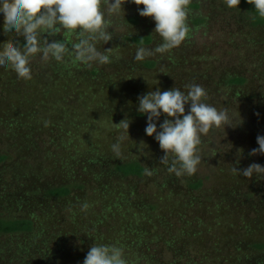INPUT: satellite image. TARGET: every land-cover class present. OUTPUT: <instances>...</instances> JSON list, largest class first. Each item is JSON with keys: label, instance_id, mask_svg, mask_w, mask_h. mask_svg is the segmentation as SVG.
I'll return each instance as SVG.
<instances>
[{"label": "rangeland", "instance_id": "374dc122", "mask_svg": "<svg viewBox=\"0 0 264 264\" xmlns=\"http://www.w3.org/2000/svg\"><path fill=\"white\" fill-rule=\"evenodd\" d=\"M123 7L125 19L112 17L113 39L97 44L113 49L108 64H73L67 55L45 62L38 54L31 80L0 68V216L35 224L32 234L0 236V264H83L92 244L123 248L128 264H264V248L255 247L264 246V180L232 171L264 166V155H249L264 136V26L225 0H192L189 37L138 61L141 46L129 37H151L143 47L152 50L162 38L131 0ZM9 38L23 48V36L4 33L0 13V43ZM237 77L246 83L228 84ZM190 84L205 89L206 103L226 109L233 127L239 114L243 123L202 136L197 172L176 177L145 133L138 97L157 88L186 92ZM125 118L130 139L124 134L118 158L111 146L121 132L111 120ZM126 162L141 163L145 176L117 174L114 166ZM64 185L72 187L69 197L47 195Z\"/></svg>", "mask_w": 264, "mask_h": 264}, {"label": "clouds", "instance_id": "9594fccd", "mask_svg": "<svg viewBox=\"0 0 264 264\" xmlns=\"http://www.w3.org/2000/svg\"><path fill=\"white\" fill-rule=\"evenodd\" d=\"M127 2L128 0H0L4 33H14L24 38L23 48L18 47L20 42L13 38L0 43V68L11 69L18 78L31 80V61L38 54L45 62L50 59L64 62L67 55L71 57V63H82L89 67L93 62L110 63L113 49L105 48V52H101L97 44H107L113 39L112 32L109 31L114 27L112 17L121 16L125 19L123 5ZM131 2L138 6L141 17H149L155 21L153 33L162 38V43L154 50L138 47L134 57L136 60H144L157 53H167L179 47L189 37L191 28L188 16L192 0ZM240 2L241 0H225L228 8H239ZM247 3L254 7L260 18H264V0H247ZM45 34L48 37L60 35L63 39L49 42ZM158 83L156 80L155 84ZM185 88L186 92L176 87L165 91L157 88L138 97L137 112L147 116L145 133L149 137L154 136L164 153L160 163L169 165L167 171L174 173L176 177L192 176L197 172V166L201 163L198 146L202 143V136L215 128L233 127L226 109L218 110L205 102L207 93L202 86L190 84L185 85ZM186 105L190 106L187 113ZM162 114L166 119L159 124L158 129L156 122ZM242 123L239 114V122L235 127ZM129 127L130 121L127 118L118 124L111 120V130L121 132L120 140L111 146L118 158L124 134L130 139ZM256 141L259 147L252 149L250 156L264 155V136L258 135ZM139 146L147 147L143 141ZM232 171L248 180L254 176L257 180H264V166L258 163H252L242 171L234 166ZM151 174L148 172V175ZM87 208V204L82 206V210ZM83 264H128V260L124 249L119 246L92 244Z\"/></svg>", "mask_w": 264, "mask_h": 264}, {"label": "trees", "instance_id": "16d2710c", "mask_svg": "<svg viewBox=\"0 0 264 264\" xmlns=\"http://www.w3.org/2000/svg\"><path fill=\"white\" fill-rule=\"evenodd\" d=\"M243 8L247 15L251 18L252 25L254 27L264 26V18H260L254 7L247 3V0H241L240 5ZM134 22V20H132ZM129 42L138 46H147L152 42L151 37H129L127 39ZM146 67L154 68L155 64L153 62H147ZM246 83V80L241 77L231 78L228 81L229 85L242 86ZM5 158L0 157V161H3ZM114 171L125 177V178H143L146 174L145 167L139 162H126L119 163L114 166ZM201 184H193L192 188L199 189ZM47 195L52 198L63 199L67 198L72 194V187L68 185L54 187L48 190ZM35 231L34 221L31 219H10L0 216V236H13V235H24L32 234ZM257 249L262 250L263 245L255 246Z\"/></svg>", "mask_w": 264, "mask_h": 264}]
</instances>
